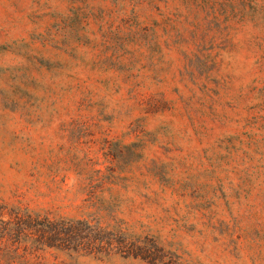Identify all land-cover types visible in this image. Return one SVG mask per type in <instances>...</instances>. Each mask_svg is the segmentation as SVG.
Instances as JSON below:
<instances>
[{"label":"rangeland","instance_id":"1","mask_svg":"<svg viewBox=\"0 0 264 264\" xmlns=\"http://www.w3.org/2000/svg\"><path fill=\"white\" fill-rule=\"evenodd\" d=\"M18 213L113 240L41 264H264V0H0Z\"/></svg>","mask_w":264,"mask_h":264},{"label":"trees","instance_id":"2","mask_svg":"<svg viewBox=\"0 0 264 264\" xmlns=\"http://www.w3.org/2000/svg\"><path fill=\"white\" fill-rule=\"evenodd\" d=\"M83 229L94 240L90 255L106 256L113 252V240H104L105 231L88 221L39 220L19 213L5 221L0 214V257L9 264H41L37 253L46 249L84 251Z\"/></svg>","mask_w":264,"mask_h":264}]
</instances>
